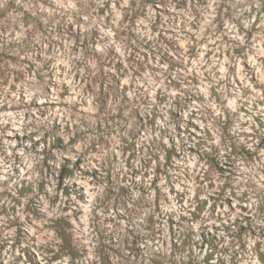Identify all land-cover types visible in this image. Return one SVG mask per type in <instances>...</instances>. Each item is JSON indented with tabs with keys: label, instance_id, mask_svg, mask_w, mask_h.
<instances>
[{
	"label": "clouds",
	"instance_id": "1",
	"mask_svg": "<svg viewBox=\"0 0 264 264\" xmlns=\"http://www.w3.org/2000/svg\"><path fill=\"white\" fill-rule=\"evenodd\" d=\"M7 2L8 0H0V8ZM15 2L23 6L22 0ZM45 3L47 7L40 3V0H33L29 6L31 15L38 17L48 32L43 39L51 42L53 31H67L70 24L80 30L82 39L90 36L93 30L103 29L96 42L89 43L85 50L94 55L96 61L89 67V60L83 53L77 55L73 52L67 60L71 66L70 75L79 72L78 65L84 64L88 69L81 78L84 82L106 80L112 85L114 78L126 76L127 82L136 84L137 87L131 89L127 97L121 91L114 105L98 109L94 116L87 118L83 113L76 115L73 112L75 102L56 113L50 112L47 117H33L31 120H21L22 112H16L15 118H10L5 113L0 117V140L5 136H12L14 132L20 133L21 136L36 133L39 140L43 131L51 132V121L59 119L62 133L56 135L62 134L65 144L73 138H78V143L69 145V149H75L72 159H85L82 171L104 170L109 163L113 164V182L101 183L99 188L94 187L84 199L87 204L86 214L92 222V227L88 230L90 243L94 249L99 248L102 243H111L107 239L101 241L97 232L105 237L115 234L116 247L121 249L120 264H206L205 254L213 251L216 258L211 264H264V107L257 106L264 104V96L250 92V85L246 83L251 78L250 74L244 75L239 81L232 79L237 75L236 65L246 62L249 52H254L258 61L264 59V49L256 45V41L264 43V0H227L233 12L228 17L224 30L218 27V24L223 23V16L219 21L214 20V11L201 23L207 9H201L193 3L186 11L173 9L174 15L155 26L154 31L150 26L156 24V19L151 9L139 24L131 22L133 17L129 14L141 8V0H115V3L113 0H45ZM117 3L120 5L119 11L116 10ZM214 4L219 7L218 0H214ZM109 5L111 6L106 7ZM175 16H186L185 22L192 27L187 32L184 31L183 24L177 28ZM250 32H254L251 39L248 35ZM217 33L221 35L217 36ZM25 39L30 37L26 38L23 33L20 36L5 37L4 33L0 32V51H4V45L10 41L20 42ZM206 39H211L212 43L204 49V53L211 51L212 59L206 58L199 49V45ZM165 40H184L187 44L185 49L177 48L172 52L175 60L183 65V73L177 70L173 76V71L165 60L157 59L156 63L152 64L140 55V51L147 45L150 52L163 57L170 52L164 43ZM229 49L237 50L238 54L233 52L224 56L223 60L219 59ZM11 51L20 58L19 62H35L38 69L42 66L43 61L36 60V51H23V45L20 49ZM192 57L195 59L191 60L192 69L189 72L185 61L186 58ZM122 59L127 62L117 70L116 62ZM221 64L225 67L221 68ZM197 78L203 92L191 83V80ZM14 82L13 80L12 83ZM24 84L29 87L25 88ZM72 84L74 88L80 89L77 92L80 99L87 98L88 89L84 83L73 80ZM260 86L264 87V81H261ZM3 93L0 95V105L18 106L23 112L31 115V102L35 99L41 103L40 110H43V101L40 100L43 93L31 77L20 85L17 95H11L10 88L3 89ZM92 95L96 97L98 93L93 91ZM116 95L114 93V96ZM52 99L55 100V97ZM114 114L116 118H113ZM70 115H74L75 119L65 118ZM109 121L112 124L111 131L120 138L118 144L110 135H105L109 128L97 130L98 124L107 125ZM6 124H11L13 130L4 131L3 126ZM68 124L75 126L66 130L65 126ZM190 124H193V127L190 128ZM195 124L200 125L199 131L196 130ZM178 128L182 131H177ZM209 130L212 132L211 136ZM109 142L113 143V148L107 147ZM133 142L138 144V148L131 167L124 168L122 161H111L115 147L121 149L123 157L124 148ZM94 144H102L103 147L96 150V163L92 164L90 161L93 157L88 153L93 150ZM21 147H27V152H20L19 163L16 147L11 141L0 147V164L4 165V179L18 186L22 176L13 175L12 169L24 165L22 175L27 176L31 182L43 179L53 186L45 188L43 196L39 191H33L25 197L24 203L15 213L6 212L0 216V232L3 233L0 235V245H8L2 257L6 264H28L27 260H17L19 252L13 247L16 229L9 227V223L14 217L18 216L20 226L26 233L17 246L20 250L31 248L35 244L40 249L59 252L63 240L55 232L44 231L43 225L51 227L52 221L57 217L67 219L72 214L79 215L84 207L76 196L71 195H81L80 189L71 182L74 177L64 181L69 194L63 195L55 187L54 181L49 180V173L42 167H34L39 165L42 158L32 155L31 143L22 140ZM241 147L249 150L253 159L233 154V148L239 153ZM7 148L12 149L11 154L7 153ZM169 150L178 155L179 159L173 158L169 161ZM193 151L196 155H192ZM209 158H214L216 163H210ZM62 162V159L49 162L53 176ZM157 168L164 173L163 177L158 175ZM132 169L139 171L138 177L132 174ZM37 171L41 173L40 176L36 175ZM146 172L147 180L144 179ZM117 173L120 179H116ZM124 177L128 178L127 187L143 188L149 193V197L145 198L139 190L133 192L130 199L133 201L131 208L136 210L135 215H130L126 202L120 201V207L124 209L129 223L117 232V228L110 226L107 221L109 217L119 213L108 212L107 208L114 206L113 199L119 197V187L124 183ZM153 177L161 181L160 186L166 192L173 187L176 192L170 197L172 203L161 206L159 216L175 214L177 221H180L181 216H187L189 219L177 227L175 248L169 247L165 233L161 241L146 243L141 252H124L123 248L128 243V233L124 228L150 236L146 231L148 213L139 215L140 208H137L135 202L151 203ZM100 180H103V172ZM91 182L94 185L98 183L95 180ZM9 191L13 192V196L16 195L13 188H9ZM57 197H60L59 204L55 203ZM194 197L199 199L194 200ZM210 197L212 199H209ZM181 198L185 203L177 202ZM229 198L233 201L232 207L213 208L214 204H223ZM29 199L35 201V209L41 216V229L35 228V218L24 208ZM205 202L207 205L198 212L195 205H203ZM5 203L6 200L0 201V212L4 211L2 205ZM65 205L68 212L64 211ZM242 208L245 210L242 211ZM194 212L198 217L195 222L191 215ZM73 231L83 237L79 227ZM187 234L192 235V240L185 247L183 242ZM202 234L204 237L211 234L216 238L214 250L201 249L200 246L204 243ZM33 236H37V239L33 240ZM193 244L197 249L195 252ZM41 257L42 264L44 259L51 264V255L41 251ZM87 264H95V261H88Z\"/></svg>",
	"mask_w": 264,
	"mask_h": 264
},
{
	"label": "rangeland",
	"instance_id": "2",
	"mask_svg": "<svg viewBox=\"0 0 264 264\" xmlns=\"http://www.w3.org/2000/svg\"><path fill=\"white\" fill-rule=\"evenodd\" d=\"M33 0H22L23 6L17 4L15 0H8L7 4L0 8V32L4 33L5 37L11 36H20L21 33L24 34L26 38L20 42L15 40L10 41L8 44L4 45V51H0V95H3V89L10 88L11 95H17V89L21 84L24 83L25 79L31 77L32 81L36 82V87L40 88L43 95L40 96V100L43 101V110L41 109V103L37 100L31 102L32 113L29 115L26 112H23L22 109L18 106H9L8 104L0 105V117L5 113L10 118H15L16 112H22L21 120H31L33 117H47L51 113H56L59 109L66 108L69 104L75 102L73 107V112L76 115L81 113L84 114V117L94 116L98 109L107 108L114 105L115 100L118 94L123 91L125 97L128 96L131 89L137 87L136 84H130L127 82L126 76H121L119 78H114L112 85H109L106 80H96V81H82V76L88 71L85 68L84 64H79V72H76L70 75V65L68 64V56L75 52V54L80 55L83 53L85 57L89 60V67L91 64L96 61V57L91 55L86 50L89 43H95L98 38L100 31L103 29L93 30L90 36L84 37L82 39L80 30L75 27V25L70 24L67 31L57 29L51 33V42L48 39H43L48 35V32L45 30L43 24L40 22L39 18L32 16L29 10V6L32 4ZM115 3V0H113ZM40 3L44 4L45 7L48 5L45 3V0H40ZM195 3L199 8L207 10L204 12V19L201 20V23L207 19L210 13L215 11L213 19L219 21L221 16L224 17L223 23L218 24L222 30H224L225 25L228 23V17L231 16L233 8L227 3V0H218L219 7H215L214 0H141V8H137L134 12L129 15L133 17L132 23L139 24L145 16L148 15L149 10L155 13L156 24L150 26L154 31L155 26H158L160 23L164 22L171 15H174L173 9L176 11H186L190 8L191 4ZM167 5V7H165ZM106 6V7H110ZM120 5L116 4V10L119 11ZM195 13V9H193ZM186 16H175V24L179 28L183 24V29L185 32L192 27L190 24L186 23ZM126 22H128L126 20ZM221 33H217V36H220ZM249 38L254 35V32L248 33ZM215 39V37H213ZM226 40L227 37H224ZM164 43L167 44V47L170 49L169 53H166L163 57H158L149 51L147 45L143 47V50L140 51V55L150 61L152 64H155L157 59H163L165 62H168L169 67L173 71V76L175 72L179 70L181 73L184 72V67L182 64L178 63L172 52L178 49H185L187 44L184 40L180 41H167ZM212 43L211 39H206L199 45L201 54L206 55V58L212 59V52L208 51L204 53V49ZM119 44V41H117ZM23 45V51L32 52L36 51L37 61H43L42 66L38 69L35 62L28 60L20 61L18 56L12 54L13 49H20ZM257 47L264 49V43L256 41ZM219 51V49H217ZM233 52L238 54V51L235 49H229L225 51L219 59L223 60L224 56L230 55ZM23 54V53H22ZM119 54V52H117ZM47 57V59H45ZM54 57V58H53ZM195 59L186 58V63L188 64V71L191 72L192 64L191 60ZM127 61L123 59L116 62V69L119 70ZM225 65L221 64V68ZM237 75L232 77L233 80L239 81L243 78L244 75H251V78L246 81L250 85V92H254L261 96H264V87L260 86L261 81H264V59L257 60V57L254 52H249L247 60L244 63L236 65L235 68ZM148 71V69H145ZM219 71V69H218ZM231 71V69H230ZM138 79V77H137ZM15 81L12 83V81ZM81 81L84 83L85 88L88 89V96L85 99H80L77 95V92L80 89L74 88L72 81ZM46 81V83H44ZM62 81V84H60ZM207 81H205L206 83ZM142 83V82H141ZM191 83H194L198 88L203 92V87L200 83L199 78L191 80ZM25 88H28L29 85L24 84ZM59 89V90H57ZM95 91L98 93L96 97H93L92 92ZM114 93L117 94L114 96ZM55 97V100L52 98ZM59 101V102H56ZM259 107H264V104L257 105ZM244 114L243 112L241 113ZM69 120H74L75 116L70 115L65 117ZM116 118L115 114L114 117ZM138 119L140 117H137ZM159 119V117L157 118ZM75 125L68 124L65 126L66 130H71ZM151 126V125H149ZM105 127L109 128V132L105 133L106 136L110 135L112 140L117 144L119 143V137L116 136L115 132L111 131V121L107 125L98 124L97 130L102 131ZM189 127H193V124H190ZM196 130H200V125L195 124ZM4 131H10L12 129L11 124H6L3 126ZM43 131V126H41ZM177 131H182V129H177ZM56 133H62L61 125L59 119L51 121V132L43 131V135L39 140L36 138V133H30L24 136H21L20 133L14 132L12 136H5L3 140H0V147L7 144L9 141L16 147V157L17 163H19V154L20 152H27V147H21V141L23 140L26 143H31L32 155L40 156L42 159L39 162V165H34V167H42L45 172L49 173V180L54 181L55 187L60 190L63 195H68L67 186L64 181L70 177L72 179V184L75 187L80 189L81 195H76V193H71V195L76 196V199L84 205L80 210V214H72L67 219L63 217H57L52 221V226L49 227L47 224L43 225L44 231L55 232L63 240V245L60 248L59 252H54L51 249H40L35 244L31 248H24L20 250L17 246L21 243L23 237L26 235L24 229L20 226V221L18 216L14 217L9 223V227H14L16 229V241L13 247L17 248L19 255L17 256L18 261L27 260L28 264H42L41 251L51 255V264H87L88 261H95V264H120L121 258V249L116 247V235L110 234L108 237H105L103 234L97 232V236L100 237L101 241L105 239L110 240L111 243H102L99 248H93V245L90 243L88 238V230L92 227V222L88 219L86 214L87 204L84 198L89 196L91 189L99 188L101 183L111 184L113 182V164L109 163L106 166V169H93L92 171H82V167L85 165V159L82 157H75L72 159L75 149H69V145H74L78 143V138H73L69 140L68 144L64 143L63 135H56ZM143 133H141L142 135ZM209 135H212L211 130H209ZM171 143V141H169ZM264 143V142H262ZM93 150L88 153L93 159L90 161L92 164L96 163L95 157L98 155L97 149L103 147L102 144H94ZM108 148H113V143L109 142L107 144ZM138 144L136 142L129 143L123 150V157L121 156V149L117 146L114 149V153L111 157L113 162H123L124 168L131 167V162L137 156ZM222 151V149H220ZM233 154H240L248 159H253V156L250 154L249 150L240 148L239 153L235 148L232 149ZM12 149L7 148V153L11 154ZM60 154H63L62 156ZM192 155H196L193 151ZM168 160L179 159V156L176 155L173 151L169 150L167 153ZM62 159V163L59 166V170L52 175V169L49 166V162L52 160ZM210 163L215 164L216 161L214 158H209ZM143 163V161H141ZM23 167L13 168V175H21L22 178L18 186L12 185L8 180L4 179V165L0 164V201H7L3 204V212H0V216H3L6 212L15 213L22 203H24L25 197L29 196L33 191H39L41 196L44 194L45 188H51L53 185L51 183H46L41 179L39 182H31L27 176H23ZM148 167V165H146ZM222 171V168L220 169ZM159 176L163 177L164 173L156 169ZM101 172H103V180H100ZM132 174L139 176V171L137 169H132ZM37 176H40L41 173L37 171ZM116 179H120L119 173L116 175ZM144 179H148V173H145ZM98 181L95 185L91 181ZM124 183L119 187V197L113 199L114 206L107 208L108 212L119 213L108 218L107 223L110 226H115L117 232L120 231V228L129 223L127 216L125 215L124 209L120 207V201L123 200L126 202V206L130 209L129 214L135 215L136 210L131 208L133 201L130 199L134 191H141L145 198L149 197V193L146 192L143 188L133 189L127 187L128 178H123ZM161 181L153 177V184L150 191L151 203L147 204L144 201H136L137 208H140L139 215L148 213L147 227L146 231L150 233V236L140 235L136 232H133L129 228H124L123 230L128 233L127 236V246L123 248L124 252L134 251L141 252L144 248V245L152 244L154 242H159L167 233L168 239L167 243L169 247L175 248V233L177 227L181 222H187V216H181L180 221L175 219V214H168L166 217H160L159 212L162 205L170 204L172 201L170 197L175 195L174 187L169 191H165L161 186ZM9 188H13L16 195L13 196V192L9 191ZM182 195V194H181ZM202 195V194H201ZM83 197V198H82ZM60 197L56 198L55 203L59 204ZM199 199V197H194ZM209 199H212L211 197ZM178 203H185L184 199H179ZM51 203V202H47ZM141 205H143L141 207ZM207 205L205 202L203 205L196 204L195 207L197 211H201L203 207ZM233 201L229 198L224 201L223 204H214L213 208H223V207H232ZM26 211L33 216L34 225L36 229H41L42 221L41 216L38 211L35 209V201L29 199L28 203L24 204ZM242 211L245 209H241ZM64 211L68 212L67 205L64 206ZM193 217V222L195 219H198L196 213L191 214ZM32 222V221H30ZM114 222L115 225H114ZM79 227L80 231L83 233V237L74 232L73 229ZM7 229H5L6 231ZM193 231H195L193 229ZM3 233L0 232V235ZM201 238L204 240V243L200 246L201 249L212 248L215 249V237L209 234V237H204L203 234ZM33 240L37 239V236L32 237ZM192 240V235L187 234L184 240V246L187 247L188 243ZM211 241V243L209 242ZM7 243L0 245V264H6L2 259L4 255V249L7 248ZM193 252L197 251L195 244L192 245ZM214 251L212 253L205 254L206 264H211L212 260L215 259ZM43 264H49V262L44 259Z\"/></svg>",
	"mask_w": 264,
	"mask_h": 264
}]
</instances>
